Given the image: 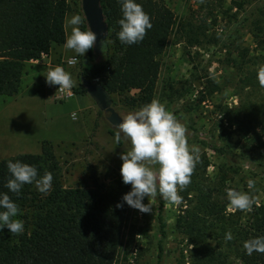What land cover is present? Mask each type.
Wrapping results in <instances>:
<instances>
[{"label": "trees", "instance_id": "16d2710c", "mask_svg": "<svg viewBox=\"0 0 264 264\" xmlns=\"http://www.w3.org/2000/svg\"><path fill=\"white\" fill-rule=\"evenodd\" d=\"M136 2L149 14L153 26L142 42L128 45L118 38L121 30L118 22L123 18L121 3L101 0L109 26L108 37L104 40V52L101 45L100 52L94 48L88 51L82 76L91 81L101 77L97 83L110 102L113 93L137 89L141 102L147 105L153 100L161 71L159 56L169 44L177 17L165 0ZM70 8L69 0H0V95L18 93L26 63L49 55L54 44L66 43L65 20ZM88 29L84 19L81 30ZM254 36L263 52L240 64L243 74L237 86L239 103L221 109L218 139L200 142L231 157L230 143L218 142H230L236 135L240 151L235 156L241 164L257 165L264 177V163L254 158H264V87L257 79L258 69L264 65V24H258ZM82 92L88 93L83 83L76 89L77 94ZM9 161L35 166L37 179L51 172V190L41 193L33 182L24 184L19 194L12 193L6 187L12 178ZM194 173L196 179H191L181 195L186 207L176 221L177 231L192 246L185 264H233L231 258L240 264H264V254L248 255L243 247L245 241L264 236V204L253 205L251 211H228L229 200L221 198L220 185L204 180L196 170ZM191 191L195 194L191 195ZM4 193L18 205L17 215L24 222V232L9 235L7 227L0 230V264H116L124 244L127 209L112 204L100 184L66 187L60 162L48 143H44L40 154L24 153L0 159V194ZM157 195L160 198L157 264H163L167 222L165 201ZM229 231L233 239L226 241L225 234Z\"/></svg>", "mask_w": 264, "mask_h": 264}, {"label": "rangeland", "instance_id": "374dc122", "mask_svg": "<svg viewBox=\"0 0 264 264\" xmlns=\"http://www.w3.org/2000/svg\"><path fill=\"white\" fill-rule=\"evenodd\" d=\"M69 2L71 8L66 19L74 14L85 19L82 0ZM165 2L174 10L177 24L165 52L159 56L161 71L153 99L164 104L186 126L188 144L199 146L201 150L195 170L204 180L220 185L223 200L228 199L226 189L232 188L253 196V205L264 204V177L257 165L239 162L235 156L240 151L236 135L230 142H218L219 145L230 143L231 157L200 142L218 139L221 109L239 103L237 86L243 74L240 64L263 52L254 34L258 24H264V0ZM71 28L67 25V35L71 34ZM51 52L47 60L26 63L18 93L0 95V159L24 153L40 154L44 143H48L60 162L66 187L100 184L112 204L122 203L127 209L124 244L116 264H157L160 198L157 195L151 201L149 213H142L123 201L132 185L123 182L120 157L130 150V142L121 134V142L117 144L118 128L108 121L106 112L89 93H76L82 85L88 52L78 55L58 44H54ZM72 57H77L78 61L70 65L67 61ZM56 66L71 74L74 97L61 98L58 85L47 83L48 70ZM110 98L111 105L121 116L145 106L137 89L113 93ZM254 158L264 163V158ZM194 175L192 180L196 179ZM249 179L255 181L252 189L248 188ZM194 194L195 191H191V195ZM149 202L145 197L143 203ZM185 203L174 205L165 201L167 237L163 264H185L190 255L192 246L187 245V239L176 228L177 216L186 207ZM228 211L235 209L229 210L228 205ZM14 219L22 220L19 215ZM231 261L240 264L234 258Z\"/></svg>", "mask_w": 264, "mask_h": 264}, {"label": "clouds", "instance_id": "9594fccd", "mask_svg": "<svg viewBox=\"0 0 264 264\" xmlns=\"http://www.w3.org/2000/svg\"><path fill=\"white\" fill-rule=\"evenodd\" d=\"M118 2L122 5L123 13V18L118 22L121 26L119 40L128 45L142 42L147 31L153 26L149 14L136 0ZM83 23L84 19L79 14L66 19V28L67 25H71L72 28L64 45L66 49L82 56L97 45V33L91 28L81 30L80 25ZM103 46L104 41H101L102 52ZM257 79L259 85L264 87V65L259 67ZM46 81L49 85H59V92L71 89L74 84L71 74L61 66L49 69ZM121 118L122 122L117 126L115 140L119 144L123 134L124 139L130 142V150L121 154L120 158L123 161L121 167L123 182L132 185V190L123 196V201L142 213L151 212V201L157 194L164 201L179 205L183 200L180 192L191 183L201 151L199 146L188 144L186 126L157 99H153L138 111L122 115ZM7 166L12 178L8 180L6 187L12 193L19 194L24 184L33 182L41 193L47 194L51 190L53 181L51 172H46L43 177L37 179L35 166L19 161H9ZM247 183L249 189L254 188L255 181L249 179ZM226 192L229 210L251 211L255 203L253 196L232 188H227ZM145 197L150 201L147 205L143 203ZM117 207H123V204H118ZM0 209H4L0 211V230L7 227L12 234H22L23 221L14 219L19 211L18 205L7 193L0 194ZM232 239V233L227 232L225 240ZM243 247L248 255L253 252L264 254V236L245 241Z\"/></svg>", "mask_w": 264, "mask_h": 264}, {"label": "water", "instance_id": "95a60500", "mask_svg": "<svg viewBox=\"0 0 264 264\" xmlns=\"http://www.w3.org/2000/svg\"><path fill=\"white\" fill-rule=\"evenodd\" d=\"M82 9L89 28L97 33V45L94 49L100 52L101 41H104L109 33V26L101 5V0H82ZM81 80L88 93L96 100L99 107L106 112L108 121L112 125L118 126L122 122V116L111 105L109 96L103 87L84 76H81Z\"/></svg>", "mask_w": 264, "mask_h": 264}, {"label": "built area", "instance_id": "2783aa9c", "mask_svg": "<svg viewBox=\"0 0 264 264\" xmlns=\"http://www.w3.org/2000/svg\"><path fill=\"white\" fill-rule=\"evenodd\" d=\"M77 61H78V58L77 57H72V58L68 59L67 62H68V64L72 65V64H75ZM100 80H101V77H96V78L93 79V82L94 83H97ZM59 87L60 86L58 85L57 86V90H58V93L61 96V98L67 100V99L72 98V97L75 96V92H74L73 87L71 89H67V90H65L63 92H59Z\"/></svg>", "mask_w": 264, "mask_h": 264}, {"label": "crops", "instance_id": "0c3cea01", "mask_svg": "<svg viewBox=\"0 0 264 264\" xmlns=\"http://www.w3.org/2000/svg\"><path fill=\"white\" fill-rule=\"evenodd\" d=\"M62 45H65V44H62ZM51 53H52V52H51ZM51 53H50L49 55H43L41 59H38V60H32V61H34V63H36V62H41V61H43V60H47V59L50 58ZM51 65H52V64H51ZM77 98H78V97H77Z\"/></svg>", "mask_w": 264, "mask_h": 264}]
</instances>
